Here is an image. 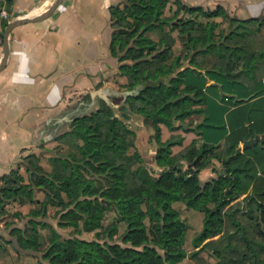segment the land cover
<instances>
[{"label":"trees","instance_id":"obj_1","mask_svg":"<svg viewBox=\"0 0 264 264\" xmlns=\"http://www.w3.org/2000/svg\"><path fill=\"white\" fill-rule=\"evenodd\" d=\"M2 1L9 10L11 0ZM171 1L177 6L174 15L178 10L197 11L207 20L202 22L192 17L184 23H171L173 16L164 15V9ZM109 15L112 27L109 49L119 62L116 76H126V88L120 92L124 99L118 110L126 118L127 112L140 114L145 126L143 136L137 140V153L134 156L126 154L124 127L117 113L104 104L94 112L75 117L69 130L55 139L74 141L77 152L66 155L55 152L52 161L57 167L49 172L32 154L22 156L29 175L27 182L19 176L16 168L0 176V183L5 181L0 185L1 209L22 192L28 193L29 200L39 205L27 214L16 212L17 218L30 219L23 227L14 220L7 222L6 229L0 230V238L5 243H12L17 252L39 250V227L45 225L39 216L45 214L48 205H55L58 226L78 227L81 221L83 229L97 230L91 240L79 237L61 239L59 232L50 226L42 248V257L49 264H175L187 256L182 247L174 244L186 224L172 203L183 201L187 207L204 213L202 228L194 237L195 246H198L197 240L215 233V228L210 226L215 219L227 217L235 226L223 236V253L217 256V264H229L226 255L231 251L240 254L235 264H264V192L259 193L253 188L248 190L253 168L251 159L244 157L239 146L230 142L225 154L220 156L216 144L202 143L200 153L187 162L186 168L182 162L170 163V150L168 144L160 140L159 124L174 126L175 122L163 111L203 81L188 68L179 69L185 55L174 54L168 61L160 60L159 54H152L157 44L146 34L155 29L163 30L166 25L170 30L178 29L179 34L186 33L185 51L189 63L195 67L204 65L209 71L227 75L235 62L244 57L235 56V51L246 49L245 43L237 44L229 39L245 34V23L255 18L240 20L230 17L221 5L204 9L189 6L182 0H125L121 5H111ZM216 16L227 19L230 26L237 24L243 28L234 27L217 38V22L211 20ZM6 25L7 21L3 19L2 31ZM123 26L127 27L126 30L121 28ZM192 29L194 33L190 34ZM160 41L169 48L167 38L160 37L157 43ZM213 54L218 60L210 63L207 55ZM135 163L138 164L134 166ZM206 167H211L215 174L202 181L199 173ZM65 168H68L67 174L58 173ZM175 177L188 184L186 194L173 182ZM130 179L146 185L148 224L143 219ZM33 187L44 192L42 200L33 198ZM243 194L241 199L245 205L241 209L253 222L249 225L236 218L238 208L232 207V202ZM106 209L114 211L116 219L126 224L121 243L111 240L117 230L116 224L103 226Z\"/></svg>","mask_w":264,"mask_h":264},{"label":"crops","instance_id":"obj_2","mask_svg":"<svg viewBox=\"0 0 264 264\" xmlns=\"http://www.w3.org/2000/svg\"><path fill=\"white\" fill-rule=\"evenodd\" d=\"M53 1L11 0L7 10L1 0L0 10L7 15H0V31L3 19L8 23L16 18L38 16ZM123 2L62 0L46 18L21 23L10 30L8 55L0 70V176L14 167L24 151L48 145L58 133L54 125L60 118L92 112L104 102L95 90L110 88V102L113 96L120 95L113 83L119 62L109 49V7ZM185 4L204 9L221 5L230 17L255 19L245 23V34L229 39L246 45V49L235 51V56L244 57L235 62L229 75L209 71L204 65L195 67L189 63L190 58L182 63L179 69L188 68L203 83L164 109L163 114L173 117L175 125L160 123V140L168 144L171 164H187L200 153L202 143L216 144V152L223 156L228 144L235 142L244 157L251 159L253 177L248 190L263 193L264 0H186ZM211 20L227 26L224 35L232 26L243 28L237 24L230 26L221 16ZM190 81L194 82L193 78ZM127 114L128 121L133 120L132 116H141ZM138 123L141 137L145 132L142 116ZM256 135L262 136V140L242 145ZM213 175L211 167L199 173L201 180ZM8 255L15 260L18 257L12 252ZM0 264H6L2 256Z\"/></svg>","mask_w":264,"mask_h":264},{"label":"rangeland","instance_id":"obj_3","mask_svg":"<svg viewBox=\"0 0 264 264\" xmlns=\"http://www.w3.org/2000/svg\"><path fill=\"white\" fill-rule=\"evenodd\" d=\"M182 1L186 3V0H182ZM176 7L177 6L171 1L167 4V6L164 9L165 16H170V17L173 16L171 23L173 22L184 23L185 21L188 20V18H192V17L202 22H205L207 20L206 18H203L197 11H196L197 13L196 12L190 13L185 10H178L177 13H175L174 15ZM226 27L227 26L225 25L221 26L217 22L215 27V34L217 38L224 35V33L227 30ZM121 28L126 30L127 27L123 26ZM231 28L233 29L234 27L232 26ZM118 29L119 27L116 26V30ZM2 33L3 31L1 27L0 37L2 36ZM189 33L190 34L194 33L193 29ZM146 34H148V36H150L152 40L157 44L156 49L152 51V54H159L160 60L165 59L171 61L172 56H174V53L176 51L178 53H181L182 55H185V57L182 58L183 62H185L188 59L185 51L186 37H187L186 33L179 34L178 29L175 28L174 30H170L169 26L166 25L164 26L163 30L155 29L153 31H147ZM160 37H164V40L167 38L168 41L166 42L169 43V48L168 47L166 48L167 44L165 42L160 41V43H157ZM214 56L211 58L208 57L210 63L214 62L215 60H218V58ZM113 83L118 90L123 92L125 90L124 88H126V76L118 74L114 78ZM122 95L123 94H121L120 96H113L112 102L110 103H107L105 101L102 103L100 102V104L97 106V108L94 111L99 109L102 106V104H104L107 109L114 110L117 113V117L120 119V122L124 127V137L126 139V146H125L126 154L134 156V153H137L136 151L137 140L140 137L138 133V126H139L138 118L141 116H132L133 120L128 121L129 118H125L124 116L120 115L121 113H119L118 107L119 104L123 102L124 97ZM150 108L151 107H149V109ZM89 113H91V111H88L87 113L84 114H89ZM63 117L64 119L60 118V121L57 124V126L54 125L55 126L54 130L58 132L56 136L69 130L72 120L77 116L72 115V116H63ZM55 152L60 154L62 153L65 155L70 152H77V145L72 140L64 142L53 138L50 140L48 145H41V147H34V148H30L27 151H24L19 156L18 162H16V164L12 168H16L19 176H21L22 179L25 182H27L29 180V175L25 170V165L23 163V160L21 159L22 156H25L26 154H32L35 157V159L38 161V163L42 166V168L45 171L49 172L57 167L56 164H54V162L52 161V157L55 155ZM137 164L138 163H135L134 166H136ZM153 166L157 168L155 163H153ZM186 166H187L186 164H183V168H186ZM9 171L7 173H9ZM58 173L67 174L68 168L60 169ZM205 180H207L206 177L202 179V181ZM4 182L5 181H3V183ZM173 182H175L182 189V192L184 194L188 192V184L184 180L175 177L173 179ZM3 183L1 182L0 185ZM129 183L131 187L134 189L136 196L139 199L138 206L142 210L143 219L148 224V218L145 215L146 185L139 182H134L132 179L129 180ZM243 196L244 194L237 201H233L232 207L238 208L236 211V218L243 221L246 225H249L252 224L253 222L247 218L245 210L241 209L242 205H245V202H243V200L241 199ZM43 197H44V192L33 187V198L36 200L37 199L42 200ZM20 198L24 199L25 201L21 202L22 200H20ZM172 205L175 209H177V211L180 214V217L184 219L186 224L183 234L180 236V239L178 241L174 242V244L182 247L187 252V256H185L181 261L175 264H217V256L223 253V242H224L223 236L234 230L235 226L230 222V220H228L227 217H224L223 220L215 219L210 225L211 228H215V233L212 235H208L204 239L197 240L198 246H195L194 237L199 233V231L202 228L204 213L197 208L187 207L183 201H175L172 203ZM38 207L39 205L37 202L29 200L28 193L22 192L17 199L6 202L4 205V209L0 208V230H5L6 229L5 224L11 220L16 221L17 225L19 226L22 227L25 226L26 221L30 219V217H24L19 219L15 216V213L21 212L22 214H27V212L31 208H38ZM56 210H57V206L48 205L45 214H40L39 216V218H41V220H43L45 223L44 226L39 227V238H40L39 240L41 242L39 250L17 252L12 243H5L0 238V256L5 258L6 264H49L48 260L42 257L43 255L42 248L46 244L47 237L49 236L50 226H53L56 229V231L59 232L61 239L79 237V238L91 240L95 238V231L97 229L85 230L82 227L81 221H79L78 227L58 226ZM102 223L104 227L112 223L117 225V230L113 235V237L111 238V240L121 243L122 235L126 230V224L123 221H118L116 219L114 211H112L111 209H106L105 215L102 219ZM249 229H251L250 231H253V228L250 227ZM9 252L17 254L18 256L17 259L15 260L12 258V256L10 257L8 255ZM226 258L229 264H235L240 259V254L238 252L231 251L227 253Z\"/></svg>","mask_w":264,"mask_h":264},{"label":"water","instance_id":"obj_4","mask_svg":"<svg viewBox=\"0 0 264 264\" xmlns=\"http://www.w3.org/2000/svg\"><path fill=\"white\" fill-rule=\"evenodd\" d=\"M62 0H54L53 3L41 14H39L38 16H34V17H23V18H16L14 20H11L7 23L5 29H4V37H3V45H2V48H3V57L0 61V70L4 67L5 63H6V59H7V55H8V41H7V37H8V34L10 32V30L18 25V24H21V23H25V22H31V21H37V20H40V19H43V18H46L47 16H49L55 9L56 7L59 5V3L61 2ZM110 91L111 89L104 86V87H101V88H98L97 90L94 91V93L99 96L100 98H102L105 102L107 103H110ZM262 136L259 137V136H253V137H250L249 139H246L244 140L243 142V146H246V145H250L252 144L253 142H255L256 140H262Z\"/></svg>","mask_w":264,"mask_h":264},{"label":"built area","instance_id":"obj_5","mask_svg":"<svg viewBox=\"0 0 264 264\" xmlns=\"http://www.w3.org/2000/svg\"><path fill=\"white\" fill-rule=\"evenodd\" d=\"M0 15L6 17L7 13L5 10H0ZM0 42H1V38H0Z\"/></svg>","mask_w":264,"mask_h":264},{"label":"flooded vegetation","instance_id":"obj_6","mask_svg":"<svg viewBox=\"0 0 264 264\" xmlns=\"http://www.w3.org/2000/svg\"><path fill=\"white\" fill-rule=\"evenodd\" d=\"M119 111V110H118ZM120 113V112H119ZM125 118H126V116H125Z\"/></svg>","mask_w":264,"mask_h":264}]
</instances>
